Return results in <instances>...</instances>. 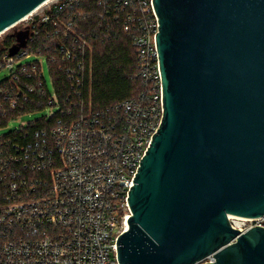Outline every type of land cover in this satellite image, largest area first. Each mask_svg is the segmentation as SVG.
I'll return each mask as SVG.
<instances>
[{"label":"built area","instance_id":"1","mask_svg":"<svg viewBox=\"0 0 264 264\" xmlns=\"http://www.w3.org/2000/svg\"><path fill=\"white\" fill-rule=\"evenodd\" d=\"M92 18L93 30L86 27ZM110 20L122 21L131 37L142 91L95 108L93 39L107 36ZM158 20L153 0H50L9 27L26 21L29 34L15 55L9 49L17 41L0 44V71H9L0 107L48 93L45 108L57 111L0 134V264H123L117 241L129 229V192L162 123ZM34 54L63 71L65 94L50 71L51 94L40 61L22 62ZM19 73L25 78L17 85ZM229 219L241 232L264 227V214Z\"/></svg>","mask_w":264,"mask_h":264},{"label":"water","instance_id":"2","mask_svg":"<svg viewBox=\"0 0 264 264\" xmlns=\"http://www.w3.org/2000/svg\"><path fill=\"white\" fill-rule=\"evenodd\" d=\"M45 1L0 0V33ZM153 3L162 123L129 192L119 261L264 264V227L229 219L264 214V0Z\"/></svg>","mask_w":264,"mask_h":264},{"label":"trees","instance_id":"3","mask_svg":"<svg viewBox=\"0 0 264 264\" xmlns=\"http://www.w3.org/2000/svg\"><path fill=\"white\" fill-rule=\"evenodd\" d=\"M92 8H96V5H89V9L92 10ZM92 11H97V9ZM96 23H98V20L92 18L86 27L93 30ZM107 27L109 29L107 36L102 34L96 36L95 34L93 39L94 80L92 92L95 108L108 107L121 100L136 96L142 91L138 79L134 78L138 72L135 48L132 46L131 37L123 31V22L110 20L107 21ZM47 40L50 42L51 39ZM15 41V36L8 34L4 43L10 46ZM57 41L59 40L57 39ZM38 43H41V41ZM47 62L55 80V89L62 96L67 90L65 75L55 64V61L47 60ZM24 78V75H20L17 85L23 84ZM47 101L48 93H45L42 96L36 95L32 102L16 109H10L7 104H4L3 107H0V127L7 126L20 113L45 108Z\"/></svg>","mask_w":264,"mask_h":264},{"label":"rangeland","instance_id":"4","mask_svg":"<svg viewBox=\"0 0 264 264\" xmlns=\"http://www.w3.org/2000/svg\"><path fill=\"white\" fill-rule=\"evenodd\" d=\"M26 27V21H23L21 23H19L18 25H16L15 27H13L12 29H9L8 31H6L5 34L0 36V44L3 42V40L5 39L6 35L8 34H12L14 35L16 32H18L19 30H22ZM34 61H40L41 62V66L42 69L44 71L45 74V79L48 83L49 89L51 91V94L54 93V87H53V83H52V76L49 70V66H48V62L46 59L43 58V55L41 54H34L31 57H26L22 59L23 63H29V62H34ZM9 75V71L8 70H1L0 71V82L7 78ZM57 109H51L49 106L40 110H35L33 112H26L25 114L11 120L9 122V125L6 126L5 128H2L0 130V134H4L7 133L11 130H15L18 129L21 126H25L27 123L29 122H33L36 121L40 118L43 117H47L49 116L51 113L56 112Z\"/></svg>","mask_w":264,"mask_h":264},{"label":"bare ground","instance_id":"5","mask_svg":"<svg viewBox=\"0 0 264 264\" xmlns=\"http://www.w3.org/2000/svg\"><path fill=\"white\" fill-rule=\"evenodd\" d=\"M47 1L49 2L50 0H47ZM47 1H46V2H47ZM127 227H129V225H128V224H127Z\"/></svg>","mask_w":264,"mask_h":264}]
</instances>
